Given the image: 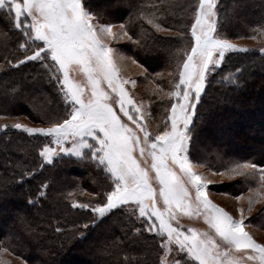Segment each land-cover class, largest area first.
Returning a JSON list of instances; mask_svg holds the SVG:
<instances>
[{"label": "rangeland", "instance_id": "1", "mask_svg": "<svg viewBox=\"0 0 264 264\" xmlns=\"http://www.w3.org/2000/svg\"><path fill=\"white\" fill-rule=\"evenodd\" d=\"M218 5L219 0H198L185 34L189 40L174 51L173 60L166 59L168 67L156 71L126 51L131 40L123 25L102 24L83 11L93 27V40H84L60 0H0L4 20L15 21L23 33L20 52L7 56L0 72L6 64L19 68L39 62L62 106L56 121L43 107V114L30 109L34 119L0 116L1 132L11 135L17 129L31 141L40 140L41 158L50 165L65 156L94 161L108 171L105 150L112 143L136 175L128 180L151 188L150 200L125 205L147 230L151 224L152 232L166 237L161 264L193 259V264H264V230L255 223L264 204V170L240 162L215 171L200 164L198 153V159L190 154L212 72L231 51L264 52L256 39L220 33ZM95 108L104 110L105 124L92 121ZM242 179H252L257 188L237 193ZM109 204L107 199L93 212L101 218ZM0 264L27 263L3 250Z\"/></svg>", "mask_w": 264, "mask_h": 264}, {"label": "trees", "instance_id": "2", "mask_svg": "<svg viewBox=\"0 0 264 264\" xmlns=\"http://www.w3.org/2000/svg\"><path fill=\"white\" fill-rule=\"evenodd\" d=\"M197 2L82 0L84 10L100 23L123 25L131 40L126 51L156 71L168 67L166 59L173 60L174 51L189 40L185 34ZM218 6L224 37L252 38L264 46V0H219ZM4 13L0 64L20 52L23 40L21 29L15 21H5ZM39 65H4L0 116L31 115L30 109L43 114L42 107L47 118L56 121L60 116L62 106ZM201 102L192 157L198 159V153L200 164L215 171L240 162L264 170V52L256 48L227 53L208 78ZM47 118L36 121L50 122ZM10 132L0 130V254L7 250L27 264H161L166 237L152 232L151 224L147 230L129 205L110 208L101 218L93 212L116 189L104 165L65 156L50 165L41 158L40 140L31 141L17 129ZM251 187L257 188L252 179H242L234 190L242 194ZM255 218L264 230V204ZM190 261L187 264L195 260Z\"/></svg>", "mask_w": 264, "mask_h": 264}, {"label": "crops", "instance_id": "3", "mask_svg": "<svg viewBox=\"0 0 264 264\" xmlns=\"http://www.w3.org/2000/svg\"><path fill=\"white\" fill-rule=\"evenodd\" d=\"M60 1L64 5L67 18L73 24L75 31L79 33L84 40H93V35L91 34V32H93L92 31L93 27L88 23L87 17H85L84 14L85 10L84 7L82 6L83 5L82 1L81 0H60ZM95 109L100 111H95ZM95 109L94 112H92L93 114L89 113L88 119L89 120L92 119V118L90 119V115L92 114L93 115L92 121L100 122V124H105V121L107 119H106V115L103 112L104 110H101L99 108H95ZM95 112H99V113H95ZM105 162H107L109 171L113 175L116 181V189L109 196V203H110L109 206L111 208L129 203L140 204L152 198L151 188L149 189V185L147 183L138 182L134 184L130 180H128V178H132V177L135 180L136 175L135 176L133 175L134 172L129 168L127 162L124 160V157L122 156L120 151H118L110 142L108 143V147L105 150Z\"/></svg>", "mask_w": 264, "mask_h": 264}]
</instances>
